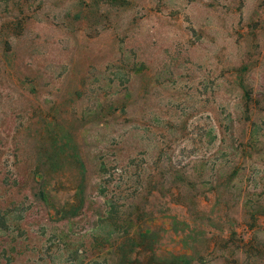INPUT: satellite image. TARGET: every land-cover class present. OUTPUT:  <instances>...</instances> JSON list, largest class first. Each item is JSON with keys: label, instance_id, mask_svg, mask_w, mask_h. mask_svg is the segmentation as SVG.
<instances>
[{"label": "rangeland", "instance_id": "1", "mask_svg": "<svg viewBox=\"0 0 264 264\" xmlns=\"http://www.w3.org/2000/svg\"><path fill=\"white\" fill-rule=\"evenodd\" d=\"M181 254L264 264V0H0V264Z\"/></svg>", "mask_w": 264, "mask_h": 264}, {"label": "trees", "instance_id": "2", "mask_svg": "<svg viewBox=\"0 0 264 264\" xmlns=\"http://www.w3.org/2000/svg\"><path fill=\"white\" fill-rule=\"evenodd\" d=\"M248 110V107H247ZM43 199H46V195L42 194ZM146 234L145 232L143 233ZM179 261V264H192V258L189 255L181 254L178 257H175Z\"/></svg>", "mask_w": 264, "mask_h": 264}]
</instances>
